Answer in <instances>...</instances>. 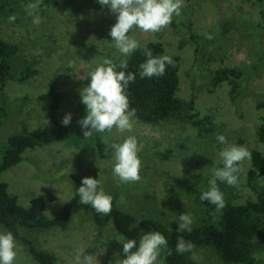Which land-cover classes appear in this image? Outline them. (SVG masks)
Listing matches in <instances>:
<instances>
[{
  "label": "rangeland",
  "instance_id": "374dc122",
  "mask_svg": "<svg viewBox=\"0 0 264 264\" xmlns=\"http://www.w3.org/2000/svg\"><path fill=\"white\" fill-rule=\"evenodd\" d=\"M0 5V40L17 46L14 55V77L5 93H0V110L6 116L0 128V153L3 142L13 132L57 126L49 113L47 99L41 95L52 88L63 92L59 122L71 114L78 122L86 105L81 103L80 89L85 78L111 58L117 64L128 60L114 46L109 35L116 14L98 0H55L40 4L36 15L39 26L25 11L31 0H10ZM264 0H184L180 17L158 33H129L144 44L151 40L164 43L169 54L181 56L178 96L193 101L200 117L208 116L212 129L201 133L184 116H174L160 124L144 123L136 118L131 133H99L104 143L100 154L96 139L84 147L70 142H47L28 149L18 164L0 173V179L17 195L20 204L28 206L31 198L48 193L46 214L56 216L62 206L81 186L84 177L100 179L103 189L120 208L138 220L151 217L165 224L179 222V215L189 213L195 226L203 218L200 195L213 178V169L222 167L219 152L224 145L216 134H224L229 144L245 146L251 159L245 160L239 174V186L217 181L224 198L241 204L264 190V167L249 184L252 151L264 156V143L257 131L264 125ZM15 15V22L9 16ZM195 35V37L192 36ZM211 36L209 39L207 37ZM71 66V67H70ZM237 68L243 72L240 95L233 97L231 84L214 82L217 70ZM120 69H117L119 71ZM134 135L142 160V179L120 184L113 176L112 143ZM107 140V143L105 142ZM3 141V142H1ZM185 202V203H184ZM264 225V219H263ZM0 231H3L0 227ZM151 232L143 229L142 235ZM38 246L54 253L57 264H73V250L84 248L85 255H98L100 264H116L124 238L111 224L99 226L91 212L81 209L65 229L35 230L28 233ZM18 241V240H17ZM256 252L257 264H264V236ZM15 264H40L18 241ZM106 249L100 252V249ZM195 259L207 264H225L209 248L193 251ZM164 253L160 259L164 260Z\"/></svg>",
  "mask_w": 264,
  "mask_h": 264
},
{
  "label": "trees",
  "instance_id": "16d2710c",
  "mask_svg": "<svg viewBox=\"0 0 264 264\" xmlns=\"http://www.w3.org/2000/svg\"><path fill=\"white\" fill-rule=\"evenodd\" d=\"M10 0H0V5H7ZM30 1V0H29ZM55 0H42V5L50 4ZM35 2V0H31ZM264 19V9L262 10ZM195 37L194 34H192ZM151 49L154 56L169 55L174 61V66L166 65V72L160 78H143L139 76V65L147 57L143 54V46ZM141 49L133 52L128 60L126 71L136 74V80L130 83L128 96L130 106L137 109V119L144 123L160 124L174 116H184L189 123L197 127L201 133L212 129V121L208 116L200 117L194 109L193 101H184L178 96L180 87V65L179 54H169L164 43L151 40L141 45ZM17 46L4 40H0V93H5V87L9 79L14 77V55ZM124 70L120 69L119 71ZM243 72L237 68H223L216 71L214 82L220 84L228 81L231 84L233 97L240 95V82ZM85 83H90L89 76ZM47 99L50 116L57 121V126L50 128H34L29 131L13 132L3 142V150L0 153V173L18 164L24 158L28 149L39 147L47 142H70L78 147H84L88 140L83 137V129L79 121L86 116V107L78 122L64 126L59 122L60 106L63 92L52 88L49 92L41 95ZM6 116V108L0 110V128ZM258 139L264 143V125L257 131ZM100 154L104 153V143L99 133L93 134ZM92 136V137H93ZM264 156L258 149L252 151V166L248 172L249 184L256 188L254 182L259 170H263ZM78 190V189H77ZM55 199V195L48 193L46 196L38 195L31 198L28 206L20 204L17 195L9 191L6 181L0 179V227L3 231H11L16 240L26 247L28 252L39 261L40 264H57V257L51 251L41 248L28 234L35 230H65L71 223L73 217L81 210L91 212L95 222L99 226L111 224L124 239H135L139 242L142 230L161 232L168 240V247L172 254L164 253L166 264H207L194 258L193 251L209 248L214 250L225 264H257L256 250L262 246L257 239L264 236V190L259 191L257 197L244 203H233L228 199L226 207L216 212L215 205L208 201L203 203L202 222L192 226L191 232L178 231L179 222L173 221L165 224L151 217L138 220L130 212L120 208L113 202L112 211L104 216L97 214L90 205L79 203L76 193L65 202L56 216L50 217L46 214L47 200ZM213 213L216 219H213ZM194 243L195 248L191 252L183 254L176 252L178 237ZM123 257V245L120 251Z\"/></svg>",
  "mask_w": 264,
  "mask_h": 264
},
{
  "label": "clouds",
  "instance_id": "9594fccd",
  "mask_svg": "<svg viewBox=\"0 0 264 264\" xmlns=\"http://www.w3.org/2000/svg\"><path fill=\"white\" fill-rule=\"evenodd\" d=\"M42 0H35L25 6V11L33 17V24L39 26L42 18L36 15V10ZM102 6L111 9L116 14V23L111 27L109 35L113 46L124 56H130L141 49L138 39L129 33L139 29L142 33H158L166 29L174 17H180L184 0H98ZM15 15L9 16V22H15ZM211 39L212 37H207ZM143 54L147 59L139 65V76L143 78H160L166 72V65L174 66L169 55L154 56L151 49L143 46ZM71 67V66H70ZM128 64L122 60L119 64L111 58H104L102 63L92 70L88 76L90 83L80 89L81 103L86 105V116L79 121L83 137L91 138L94 133H112L115 129L119 133H131L137 117V109L130 106L128 88L136 80V74L126 71ZM117 69H124L117 71ZM72 116L67 114L62 124L68 126ZM216 140L224 145L219 152L222 167L213 169V178L209 180L207 190L200 195L201 201H208L215 205L216 212L226 207L223 192L217 181L228 186H239V174L242 163L251 159V153L245 146L229 144L224 134L217 133ZM107 143V140H105ZM112 169L118 185L139 182L142 179V160L139 157L137 138L127 136L123 142L112 143ZM42 193H40L41 195ZM79 203L90 205L97 214L107 216L113 207V197L102 187L101 180L84 177L77 190ZM185 203V202H184ZM178 231L191 232L193 217L189 213L179 215ZM213 219L216 214L213 213ZM123 245V257L117 259L116 264H164L160 259L162 253L171 255L168 240L159 231L143 234L137 242L135 239L120 240ZM195 245L178 237L176 252L183 254L191 252ZM20 245L11 231H0V264H15L19 255ZM106 249H100L105 252ZM98 255H85L84 248L73 250V264H100Z\"/></svg>",
  "mask_w": 264,
  "mask_h": 264
}]
</instances>
